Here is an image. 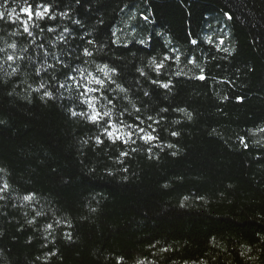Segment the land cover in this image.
Returning <instances> with one entry per match:
<instances>
[{
    "label": "trees",
    "instance_id": "trees-1",
    "mask_svg": "<svg viewBox=\"0 0 264 264\" xmlns=\"http://www.w3.org/2000/svg\"><path fill=\"white\" fill-rule=\"evenodd\" d=\"M38 4L55 19L33 16L28 36L17 17ZM12 8L0 19V264H264V0H0ZM165 55L157 74L150 60ZM58 61L101 79L97 65L115 68L113 104L96 107L156 139L113 143L73 116L89 110L59 87Z\"/></svg>",
    "mask_w": 264,
    "mask_h": 264
},
{
    "label": "snow or ice",
    "instance_id": "snow-or-ice-1",
    "mask_svg": "<svg viewBox=\"0 0 264 264\" xmlns=\"http://www.w3.org/2000/svg\"><path fill=\"white\" fill-rule=\"evenodd\" d=\"M21 13H28V18L23 19L21 17H17V19L20 20V23L23 25V31L28 34V36H32L33 33L30 31L29 24L31 22L32 27H39V24L35 23L33 21V16L37 20H42L47 16L48 19H55L54 15H50V6L44 5V4H38L36 6V11L33 13L31 10V6H25L20 9ZM16 9L12 8L10 11L6 9V11H0V19L4 18L6 13L8 17L11 19L12 13H15ZM62 15H66V13H62ZM147 19V17H145ZM13 23H15V20H12ZM43 31V29H41ZM48 31H54V29L49 28ZM67 32L68 29H65ZM115 35V33H113ZM60 39H64L63 35H61ZM115 42V41H114ZM193 44H196V40L191 41ZM209 42H211L209 40ZM223 41H221L222 43ZM89 43H93L92 41H89ZM140 43H144V41H140ZM8 47L15 49L16 45L10 44ZM38 47L43 48V44L38 45ZM0 51H3V49H0ZM84 54L87 56H91L92 53L88 49H84ZM45 55H48L47 50H45ZM55 58V57H54ZM17 59L14 55H7L6 61H14ZM19 59H24V57H19ZM170 57L165 55L163 59L160 62H157L155 58H152L150 60V65L154 66V70L159 74L160 70L165 66L164 62L169 60ZM178 60V57H177ZM60 64L63 65V67L67 68L68 71L65 73V83H61L59 85L60 88H68L71 89L73 86L80 92V97H83L81 99V103L87 105L88 112H80L77 113L76 111H72L71 114L73 116L82 115L85 116L90 122L93 124H98L102 127V136H106L110 140H112L113 143H115L117 140H120L122 143H135L136 140L133 139V137H136L138 139L143 140L145 143H149L152 140L156 139L155 136L152 135L151 132L146 131L145 128L141 127L140 125L143 124V121H140L139 124H127L123 120L118 121L117 123H114L111 119L113 112L111 108H106L105 105L101 104L100 108L96 107V104L99 103L100 100H106L107 104L111 105L113 104V99H110L107 95H105V90L108 89L110 84H115V80L113 79V76L116 73L115 68H109L108 65H97V69L103 73V76L106 79H101L98 76H94L91 72H88L87 69H80V68H71L69 65L64 64L63 61H58ZM190 63H195L194 60L189 61ZM198 66V65H197ZM50 67H55V65H50ZM16 70L13 69V72ZM40 69H37V75L40 73ZM140 71L141 75H145L142 69H138ZM73 73H78L77 75H74ZM200 79H204V76L201 75L199 77ZM55 79V77H53ZM107 80V83H106ZM71 81V84L68 82ZM153 83H158V81H153ZM92 85H96V87H93ZM161 86L167 88L168 84H162ZM116 87L121 92H126L127 89H124L119 84L116 85ZM45 85L43 83L40 84L39 88L36 89V91H39L40 89H44ZM82 89V91H80ZM44 96L51 98L53 93L51 91L45 90L43 93ZM145 95H148L146 92ZM132 107L135 109L136 112H139L140 109L136 108L135 104L132 105ZM103 109V110H102ZM127 111V109H125ZM166 111V110H163ZM179 111H184L183 109H180ZM120 116L124 115V112H121L119 114ZM189 119H191L190 114ZM105 118H108L107 120ZM149 120H152V117H148ZM137 120H139V117H137ZM158 123V122H157ZM149 127H151L149 125ZM155 131V130H153ZM260 131H264V129H260ZM172 135H178V133L173 132ZM97 143H103V140L101 139V136L96 137ZM247 146V145H245ZM135 151V149H133ZM121 155H127V153H121ZM0 171H3L0 169ZM8 187L7 184L3 186V188H0V191L5 190ZM25 201H30L33 199V195H25L23 197ZM40 212H37L36 215H40ZM31 223V221H29ZM48 228H51V225H48ZM139 264H144L143 261H140Z\"/></svg>",
    "mask_w": 264,
    "mask_h": 264
}]
</instances>
